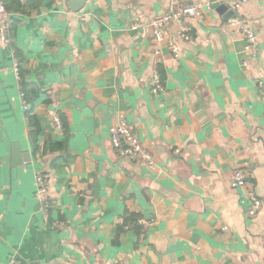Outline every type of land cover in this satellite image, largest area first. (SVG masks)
I'll return each instance as SVG.
<instances>
[{"label":"crops","instance_id":"obj_1","mask_svg":"<svg viewBox=\"0 0 264 264\" xmlns=\"http://www.w3.org/2000/svg\"><path fill=\"white\" fill-rule=\"evenodd\" d=\"M74 1H5L0 264H264V0H216L233 14L177 0L202 5L185 21L189 41L168 31L178 57L149 27L173 0ZM120 115L151 168L112 148ZM236 171L243 187H231Z\"/></svg>","mask_w":264,"mask_h":264},{"label":"built area","instance_id":"obj_2","mask_svg":"<svg viewBox=\"0 0 264 264\" xmlns=\"http://www.w3.org/2000/svg\"><path fill=\"white\" fill-rule=\"evenodd\" d=\"M248 0H238L236 3V9H239L241 5L246 4ZM202 14V5L201 4H180L177 0H173V3L170 5L169 9L162 17L155 18L150 22V30L154 37V39L159 44H166L167 47L171 50V52L178 57L179 50L176 43L168 36V31L173 26H179L180 29L176 34L180 36L182 39L189 41L190 36L188 34V30L184 27L185 21L187 19H195ZM12 18V14L7 10L4 0H0V43L4 47L10 46V20ZM246 38L249 42V46H255L257 43L256 36L247 32ZM250 48V47H249ZM14 54V53H13ZM19 61L14 54V66L13 70L17 77L20 79L19 73ZM152 90L155 94L161 93L163 91V86L160 82L159 76H155L153 81ZM21 98L23 99V106L25 111H29V106L24 100V94H22ZM54 123L58 129L63 128V124L59 118H54ZM109 139L112 148L118 155V157L122 160H126L132 163L144 164L147 167L151 168L154 164L153 156L144 149L142 142L140 139L134 135L132 132L128 121L126 120L124 115L118 116L117 123L109 128ZM245 185V179L243 173L241 171H236L232 178L231 187L238 188L243 187ZM36 197L41 205V209L45 215L48 214L52 207L51 197L49 192L48 181L44 174L38 172L36 174ZM260 203L258 201H254L252 206L249 209V215L255 216L256 211L259 207ZM142 223L143 221H138ZM131 225H128L126 229H130ZM16 260L11 258L9 264H16Z\"/></svg>","mask_w":264,"mask_h":264},{"label":"water","instance_id":"obj_3","mask_svg":"<svg viewBox=\"0 0 264 264\" xmlns=\"http://www.w3.org/2000/svg\"><path fill=\"white\" fill-rule=\"evenodd\" d=\"M72 3L71 4H75V1L74 0H70ZM213 2V8L217 10V12H219L220 14H225L226 12L229 13L227 7L221 3H218L216 0H212ZM74 9V8H73ZM229 14H233V12H230ZM14 153H15V156L18 157L20 155V149L19 147H14ZM21 156V155H20ZM25 160L27 161V157H25ZM19 163L21 161H18Z\"/></svg>","mask_w":264,"mask_h":264},{"label":"trees","instance_id":"obj_4","mask_svg":"<svg viewBox=\"0 0 264 264\" xmlns=\"http://www.w3.org/2000/svg\"><path fill=\"white\" fill-rule=\"evenodd\" d=\"M6 1V0H5ZM6 3V7H7V10H8V6H7V2H5ZM9 11V10H8ZM32 120H33V118L31 117L30 118V121H31V123L33 124V126H35L36 127V125H35V122L33 121L32 122ZM63 129V128H62ZM137 218H134V217H130V218H128V219H126V224L125 225H128V224H131V227L133 228H136V229H138L139 228V226L137 225L138 223H137Z\"/></svg>","mask_w":264,"mask_h":264}]
</instances>
